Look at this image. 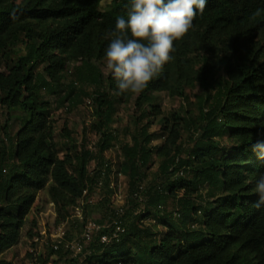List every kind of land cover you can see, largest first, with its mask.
Returning <instances> with one entry per match:
<instances>
[{"label": "trees", "instance_id": "trees-1", "mask_svg": "<svg viewBox=\"0 0 264 264\" xmlns=\"http://www.w3.org/2000/svg\"><path fill=\"white\" fill-rule=\"evenodd\" d=\"M110 1L101 10L102 0H0V53L18 41L26 46L25 54L0 70V105L8 110L7 119L12 108L25 113L15 140L0 151V264H6L3 253L20 240L40 190L48 186L59 224L80 205L84 192L108 175L103 154L116 145L111 129L116 105L131 100L140 115L131 142L120 146L121 172L143 210L132 214L129 225L125 210L116 211L83 260L63 249L45 250L74 256L66 264H264V206H254L264 160L251 150L264 140V0H209L185 37L174 41V59L139 95L117 94L111 73L105 77L93 64L105 61L108 33L118 16L127 18L130 7V0ZM257 9L261 13L254 17ZM70 62H78L77 79L93 88L77 89L73 82L60 102H76L83 95L91 99L97 154L75 144L68 130L72 147L59 154L50 102L39 92L42 84L55 94ZM194 87L202 94L186 148L180 111L164 118L160 134L151 127L162 115L156 93L185 98ZM159 137L162 143L154 145ZM155 156L162 182L144 188L142 176ZM96 159L90 172L88 165ZM169 198L177 200L173 213L165 208ZM151 207L163 215L166 229L160 236L144 226L145 210ZM116 219L124 230L109 243L101 242V233L115 231ZM35 235L27 232L30 240ZM46 261L43 251L40 262Z\"/></svg>", "mask_w": 264, "mask_h": 264}, {"label": "rangeland", "instance_id": "rangeland-1", "mask_svg": "<svg viewBox=\"0 0 264 264\" xmlns=\"http://www.w3.org/2000/svg\"><path fill=\"white\" fill-rule=\"evenodd\" d=\"M110 4V0H102L100 9H107ZM25 53L26 46L22 41H18L16 44L5 49L0 53V70L6 71L7 66L13 65L18 57ZM77 64L78 62L68 63L63 85L55 94L49 93L42 84L39 89L41 97L50 102V116L54 120L55 140L60 155L65 154L72 147V142L66 137L65 130L70 131L73 142L79 147L89 148L94 154H97L98 151L97 143L99 140V133L92 127L95 121V114L91 99L83 95L80 96V100H76V102L72 100H66L63 103L60 102V98H63L65 92L69 91L73 82L76 83L77 89L82 87L89 92L92 91V86H86L77 79L75 73V66ZM93 64L104 73L105 77L110 73V70L106 67V60L95 61ZM200 94H202V91L198 87H194L189 91L188 96L185 98L171 97L166 92L156 93L158 97L157 104L161 107L162 115L157 117L151 130L160 134L162 131L159 125H161L164 118H170L174 112L180 111L184 116V130L181 142L187 148L190 143V136L194 130L195 116L198 114L197 100ZM7 113L8 110L0 105V151L2 149H8L10 144L15 140L16 132L21 126V119L25 116V113L19 108L11 109V117L9 120L7 119ZM139 115L140 111L136 110L134 100H131L129 104L117 103L113 115L114 120L111 124V129L116 135V145L103 154L104 159L110 166V171L108 175L102 176L99 186L95 187L85 198L84 218L86 220L96 221L103 227H108L111 224L112 218L119 208L125 210V223L129 225L134 219L132 214L134 212H141L145 206L133 200L131 197L129 177L121 172L123 155L120 151V146L126 142H131V134L135 130L136 118ZM7 124L8 128H5ZM160 143H162L161 137L153 142L154 145ZM183 156L186 157V153ZM97 161L96 159L89 163L88 168L90 172L97 166ZM158 163L159 157L155 156L151 168L142 176L143 179L141 180V184L144 188L149 189L156 182H162V179L157 174ZM47 190L48 186L38 192L35 204L21 229V236L18 243L7 249L1 256V259L4 260L6 264H24L28 260L29 250L31 248V240L27 237V232L29 230L37 234V232L43 228L52 230L56 227V215L53 204L49 200ZM201 192L204 194L203 190ZM179 195H181V192ZM165 208L167 212L173 213L178 209L177 200L175 198H169L165 204ZM145 212L148 218L145 219L144 226L148 227L151 232L156 233L157 236H160L166 229L162 223V213L154 207L146 209ZM74 213L75 209H72L71 214ZM67 228L69 238H77L82 232L83 222L77 218H72L67 224ZM99 233H97L94 238H96ZM88 247L89 244L86 245L85 252L88 250ZM43 251L47 259L44 264H66L67 259L70 260L74 257L62 252L52 254L49 250L46 251L44 249ZM77 258L83 260L85 254L77 255Z\"/></svg>", "mask_w": 264, "mask_h": 264}, {"label": "clouds", "instance_id": "clouds-1", "mask_svg": "<svg viewBox=\"0 0 264 264\" xmlns=\"http://www.w3.org/2000/svg\"><path fill=\"white\" fill-rule=\"evenodd\" d=\"M209 0H130L127 18L118 16L115 30L108 33L106 67L115 79L118 93L139 95L158 77L174 57V41L193 27L197 13H203ZM257 9L253 16L260 15ZM251 150L264 160V140ZM257 209L264 206V173L256 184Z\"/></svg>", "mask_w": 264, "mask_h": 264}, {"label": "built area", "instance_id": "built-area-1", "mask_svg": "<svg viewBox=\"0 0 264 264\" xmlns=\"http://www.w3.org/2000/svg\"><path fill=\"white\" fill-rule=\"evenodd\" d=\"M84 198L80 205L75 208V213L71 214L65 221L56 224L54 229L43 228L37 232V234L31 239V248L29 250V258L24 264H41L40 255L46 247H50L54 250L63 249L64 251L71 252L74 256L84 253L86 245H88L94 236L103 231L105 227L98 224L93 220H86L84 218V205L87 191L84 192ZM123 213V208L117 210V215ZM72 218H77L83 222L82 232L79 237L70 239L68 236L67 224ZM115 231L112 235L108 233L100 234V241L103 243H109L113 238H118L119 233L124 229L121 226V221L114 220ZM15 264V263H10Z\"/></svg>", "mask_w": 264, "mask_h": 264}]
</instances>
